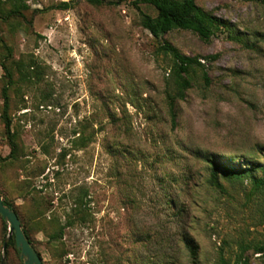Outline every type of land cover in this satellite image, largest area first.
Returning a JSON list of instances; mask_svg holds the SVG:
<instances>
[{
	"label": "rangeland",
	"instance_id": "374dc122",
	"mask_svg": "<svg viewBox=\"0 0 264 264\" xmlns=\"http://www.w3.org/2000/svg\"><path fill=\"white\" fill-rule=\"evenodd\" d=\"M133 1L0 0L21 9L0 19L11 48L0 42L3 200L45 264H264V188L252 176L264 164V0H196L225 25L208 40L153 36L141 17L156 9ZM165 42L202 64L186 75L175 126ZM3 63L16 144L7 160ZM6 264H24L16 245Z\"/></svg>",
	"mask_w": 264,
	"mask_h": 264
},
{
	"label": "trees",
	"instance_id": "16d2710c",
	"mask_svg": "<svg viewBox=\"0 0 264 264\" xmlns=\"http://www.w3.org/2000/svg\"><path fill=\"white\" fill-rule=\"evenodd\" d=\"M139 3L149 4L156 9L157 14L155 16L150 15L148 13H142L141 25L147 30H149L150 33L157 38L160 37L162 34H166L172 30L184 29V30L194 31L202 39L208 40L216 33L218 29H220L221 27H225L224 22L220 18L216 17L212 13L200 7L197 4L196 0H134L133 1V4L136 6H138ZM20 12L21 9L19 6H14L6 10L0 5V19L2 20H7L11 16L19 15ZM0 42L3 45V47L8 51V53H10L11 48L9 47V45H7L4 36L1 34V31H0ZM161 50H163L165 53L170 54L174 59V74L176 76L177 87L174 93H170V92L168 93V103L170 106L172 123L173 126H175L177 124L176 102L178 99H184L186 97V91L191 86V80L186 75H188L189 70L192 66L194 65L201 66L202 64L199 61L198 57H192L182 53L176 46L172 45L169 42L163 43L161 45ZM2 65L3 68L7 71V75L9 78L7 85H5L3 88V97H4L3 117L5 122V130L7 137L10 140V144L12 146L11 153L8 156L4 157V159L7 160L13 156L15 152L16 144L14 141V133L12 132V128H11V118L8 113V109H9L8 88L12 82V73L10 68L5 63H3ZM205 78L206 80H208V76H205ZM211 162L213 163L211 178H210L211 182L217 186H220V182L218 180L219 164L216 161H211ZM258 169L261 170L262 175L260 176L256 174L252 175L253 183L255 186L259 188L260 187L264 188V164L258 166ZM223 170L227 176L235 177V178H241L253 174L252 169L223 166ZM4 202L5 204L15 209L11 204L6 202V200H4ZM22 227L34 246V243L28 231L24 228V226ZM63 229L64 227H61L59 229V236H62ZM6 231H7V225H6ZM9 245H14V246L16 245V240L14 235L11 238ZM255 252L264 253V244L256 246ZM38 253L41 256L39 251ZM232 264H251V262L249 258L246 257L245 255H240Z\"/></svg>",
	"mask_w": 264,
	"mask_h": 264
},
{
	"label": "water",
	"instance_id": "95a60500",
	"mask_svg": "<svg viewBox=\"0 0 264 264\" xmlns=\"http://www.w3.org/2000/svg\"><path fill=\"white\" fill-rule=\"evenodd\" d=\"M0 214L9 224L8 235L4 240L1 264H6L7 249L13 235L15 236L16 246L20 250V256L24 264H45L28 235L25 233L17 212L11 206L5 204L1 193Z\"/></svg>",
	"mask_w": 264,
	"mask_h": 264
}]
</instances>
